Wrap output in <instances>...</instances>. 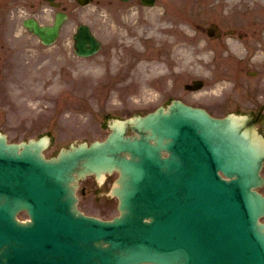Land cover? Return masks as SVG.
I'll list each match as a JSON object with an SVG mask.
<instances>
[{
  "label": "water",
  "instance_id": "95a60500",
  "mask_svg": "<svg viewBox=\"0 0 264 264\" xmlns=\"http://www.w3.org/2000/svg\"><path fill=\"white\" fill-rule=\"evenodd\" d=\"M64 18L23 24L50 44ZM99 46L79 25L75 52L88 56ZM254 122L172 100L113 119L104 140L70 143L50 158L42 153L47 136L7 143L0 134V264H264V195L256 190L264 135ZM128 128L137 134L125 135ZM113 170L119 215L82 214L77 180ZM20 209L30 220H17Z\"/></svg>",
  "mask_w": 264,
  "mask_h": 264
},
{
  "label": "rangeland",
  "instance_id": "374dc122",
  "mask_svg": "<svg viewBox=\"0 0 264 264\" xmlns=\"http://www.w3.org/2000/svg\"><path fill=\"white\" fill-rule=\"evenodd\" d=\"M56 1L59 7L0 0V131L8 141L48 134L44 153L54 156L69 143L104 139L112 117L144 114L172 98L215 116L258 115L264 131V0H156L137 7ZM61 6L68 18L50 46L22 25L28 16L50 23ZM79 23L101 40L92 56L74 54ZM212 25L220 36L208 35ZM153 33L159 37L146 38ZM196 79L201 86L185 88ZM115 178L80 181L78 207L103 219L116 215L117 200L108 194ZM258 189L264 193V184Z\"/></svg>",
  "mask_w": 264,
  "mask_h": 264
},
{
  "label": "flooded vegetation",
  "instance_id": "af4514ba",
  "mask_svg": "<svg viewBox=\"0 0 264 264\" xmlns=\"http://www.w3.org/2000/svg\"><path fill=\"white\" fill-rule=\"evenodd\" d=\"M76 1V0H75ZM90 1H92V0H90ZM118 1H120V2H122V3H127V2H132V3H130L132 6H143L144 4H143V1L142 0H129V1H123V0H118ZM247 2V1H246ZM97 3H100V0H97ZM61 9L62 10H64L65 12H66V10H65V6H61ZM67 13V12H66Z\"/></svg>",
  "mask_w": 264,
  "mask_h": 264
},
{
  "label": "bare ground",
  "instance_id": "6f19581e",
  "mask_svg": "<svg viewBox=\"0 0 264 264\" xmlns=\"http://www.w3.org/2000/svg\"><path fill=\"white\" fill-rule=\"evenodd\" d=\"M154 37H155V38H158V37H159V34H156V35H154V33H153V34H149L148 37H146V38L149 39V38H154ZM145 59H146V57H144L143 60L145 61ZM143 60H142V61H143Z\"/></svg>",
  "mask_w": 264,
  "mask_h": 264
}]
</instances>
